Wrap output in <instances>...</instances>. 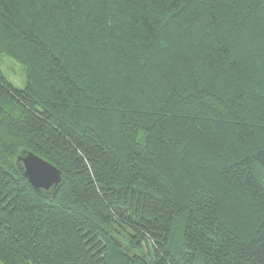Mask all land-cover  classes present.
I'll return each mask as SVG.
<instances>
[{
    "label": "trees",
    "instance_id": "16d2710c",
    "mask_svg": "<svg viewBox=\"0 0 264 264\" xmlns=\"http://www.w3.org/2000/svg\"><path fill=\"white\" fill-rule=\"evenodd\" d=\"M0 44L2 264H264V0H0Z\"/></svg>",
    "mask_w": 264,
    "mask_h": 264
},
{
    "label": "water",
    "instance_id": "95a60500",
    "mask_svg": "<svg viewBox=\"0 0 264 264\" xmlns=\"http://www.w3.org/2000/svg\"><path fill=\"white\" fill-rule=\"evenodd\" d=\"M37 161L41 163L37 165ZM15 164L37 194H55L63 182L62 172L54 164L31 150L21 149L16 155Z\"/></svg>",
    "mask_w": 264,
    "mask_h": 264
},
{
    "label": "rangeland",
    "instance_id": "374dc122",
    "mask_svg": "<svg viewBox=\"0 0 264 264\" xmlns=\"http://www.w3.org/2000/svg\"><path fill=\"white\" fill-rule=\"evenodd\" d=\"M1 70L4 76L16 87L22 88L25 81V73L22 66L15 63L9 56L2 55L0 58Z\"/></svg>",
    "mask_w": 264,
    "mask_h": 264
},
{
    "label": "snow or ice",
    "instance_id": "6c2138e0",
    "mask_svg": "<svg viewBox=\"0 0 264 264\" xmlns=\"http://www.w3.org/2000/svg\"><path fill=\"white\" fill-rule=\"evenodd\" d=\"M0 48H2V44H0ZM41 162L37 161L36 164L39 165Z\"/></svg>",
    "mask_w": 264,
    "mask_h": 264
},
{
    "label": "crops",
    "instance_id": "0c3cea01",
    "mask_svg": "<svg viewBox=\"0 0 264 264\" xmlns=\"http://www.w3.org/2000/svg\"><path fill=\"white\" fill-rule=\"evenodd\" d=\"M0 264H2V263L0 262Z\"/></svg>",
    "mask_w": 264,
    "mask_h": 264
}]
</instances>
